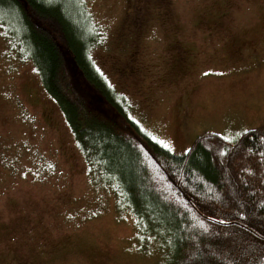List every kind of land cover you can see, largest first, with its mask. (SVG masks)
<instances>
[{"label":"rangeland","instance_id":"obj_1","mask_svg":"<svg viewBox=\"0 0 264 264\" xmlns=\"http://www.w3.org/2000/svg\"><path fill=\"white\" fill-rule=\"evenodd\" d=\"M83 2L100 32L95 67L163 147L182 153L201 131L234 140L264 123V0ZM118 200L0 27V264H164L165 229L139 227Z\"/></svg>","mask_w":264,"mask_h":264},{"label":"trees","instance_id":"obj_2","mask_svg":"<svg viewBox=\"0 0 264 264\" xmlns=\"http://www.w3.org/2000/svg\"><path fill=\"white\" fill-rule=\"evenodd\" d=\"M0 27L31 61L88 169L139 227L165 229L164 264H264V123L234 140L204 130L173 153L127 115L124 96L95 67L100 32L83 0H0ZM65 53L87 93L72 82Z\"/></svg>","mask_w":264,"mask_h":264},{"label":"snow or ice","instance_id":"obj_3","mask_svg":"<svg viewBox=\"0 0 264 264\" xmlns=\"http://www.w3.org/2000/svg\"><path fill=\"white\" fill-rule=\"evenodd\" d=\"M165 147H167V145H165Z\"/></svg>","mask_w":264,"mask_h":264}]
</instances>
